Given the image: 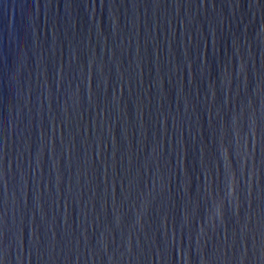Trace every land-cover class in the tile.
Returning <instances> with one entry per match:
<instances>
[{"label":"water","instance_id":"95a60500","mask_svg":"<svg viewBox=\"0 0 264 264\" xmlns=\"http://www.w3.org/2000/svg\"><path fill=\"white\" fill-rule=\"evenodd\" d=\"M0 264H264V0H0Z\"/></svg>","mask_w":264,"mask_h":264}]
</instances>
